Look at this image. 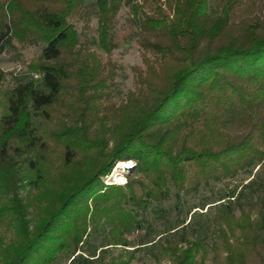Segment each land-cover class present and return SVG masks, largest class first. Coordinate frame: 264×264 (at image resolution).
Masks as SVG:
<instances>
[{"label":"trees","instance_id":"obj_1","mask_svg":"<svg viewBox=\"0 0 264 264\" xmlns=\"http://www.w3.org/2000/svg\"><path fill=\"white\" fill-rule=\"evenodd\" d=\"M96 3L105 59L83 35L85 0H0V52L15 39L45 43L28 64L38 84L5 88L0 68V219L18 230L0 244V264L53 263L100 225L128 246L139 213L156 212L173 188L264 170V0ZM124 7L142 65L117 102L111 52ZM121 161L134 163L125 185L105 183ZM225 190L212 234L225 264H264V174ZM209 237L166 239L161 256L193 264Z\"/></svg>","mask_w":264,"mask_h":264},{"label":"rangeland","instance_id":"obj_2","mask_svg":"<svg viewBox=\"0 0 264 264\" xmlns=\"http://www.w3.org/2000/svg\"><path fill=\"white\" fill-rule=\"evenodd\" d=\"M97 0H85V5L92 12L91 28L83 32L95 42L93 48L105 59L106 53L97 43ZM128 10L124 7L120 12V23L114 31L113 40L116 47L111 52V58L117 64V89L114 99L121 102L126 93L133 88V71L135 65H142L141 48L137 45V27L126 22ZM78 31L82 32V22H75ZM82 35V36H83ZM45 43L31 44L14 40L2 52H0V68L7 74L5 88L14 84L16 79L25 81L34 80L40 82V77L30 68L29 63L37 59ZM125 162V161H121ZM129 162V161H126ZM116 164L112 172L104 178L107 184H119L124 186L127 175L130 173L133 162L129 166ZM256 168L251 174H239L234 179L223 181H210L202 184L197 191L185 192L173 188L171 199L158 205L157 211L138 215L139 224L130 228L126 233L129 245L116 244L110 235V226H97L87 230L88 235L83 238L79 246L57 254L53 263H48L45 258L43 264H173L170 255L161 256L160 243L171 239L184 243L183 240L193 239L198 234L208 232L207 251L198 253L193 264H225L226 252L220 240L212 236L217 231L214 218L217 215V204L222 190L231 188L237 183L249 181L258 172L264 174V170ZM120 179V180H119ZM38 191L33 190V197ZM26 197V191H22ZM31 196V197H32ZM30 212L38 213L35 208ZM236 213L238 211L236 210ZM15 223L9 217L0 219V244H7L18 238Z\"/></svg>","mask_w":264,"mask_h":264},{"label":"bare ground","instance_id":"obj_3","mask_svg":"<svg viewBox=\"0 0 264 264\" xmlns=\"http://www.w3.org/2000/svg\"><path fill=\"white\" fill-rule=\"evenodd\" d=\"M130 165V161L129 162H120L119 164H118V166H129ZM120 180V179H119Z\"/></svg>","mask_w":264,"mask_h":264}]
</instances>
